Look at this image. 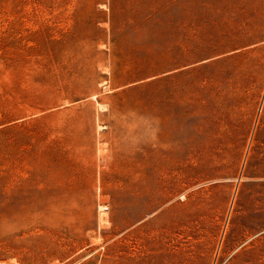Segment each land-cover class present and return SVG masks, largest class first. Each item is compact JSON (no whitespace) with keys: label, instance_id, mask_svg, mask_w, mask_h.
<instances>
[{"label":"rangeland","instance_id":"1","mask_svg":"<svg viewBox=\"0 0 264 264\" xmlns=\"http://www.w3.org/2000/svg\"><path fill=\"white\" fill-rule=\"evenodd\" d=\"M0 264H264V0H0Z\"/></svg>","mask_w":264,"mask_h":264},{"label":"bare ground","instance_id":"2","mask_svg":"<svg viewBox=\"0 0 264 264\" xmlns=\"http://www.w3.org/2000/svg\"><path fill=\"white\" fill-rule=\"evenodd\" d=\"M103 208H105V207H102V209H103ZM102 214L105 215L104 212H102ZM102 219H103V217H102Z\"/></svg>","mask_w":264,"mask_h":264}]
</instances>
